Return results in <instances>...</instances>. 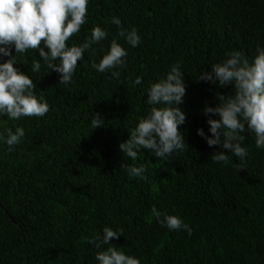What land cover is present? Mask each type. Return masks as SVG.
Segmentation results:
<instances>
[{
    "label": "trees",
    "instance_id": "trees-1",
    "mask_svg": "<svg viewBox=\"0 0 264 264\" xmlns=\"http://www.w3.org/2000/svg\"><path fill=\"white\" fill-rule=\"evenodd\" d=\"M0 264H264V0H0Z\"/></svg>",
    "mask_w": 264,
    "mask_h": 264
}]
</instances>
